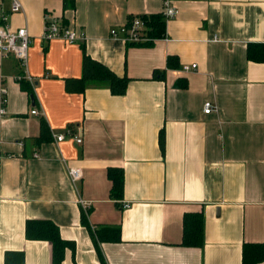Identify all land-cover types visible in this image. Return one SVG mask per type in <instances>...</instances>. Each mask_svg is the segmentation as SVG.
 <instances>
[{"label": "crops", "instance_id": "crops-1", "mask_svg": "<svg viewBox=\"0 0 264 264\" xmlns=\"http://www.w3.org/2000/svg\"><path fill=\"white\" fill-rule=\"evenodd\" d=\"M19 1L5 23L31 35L32 82L16 58L0 55V264L6 251L51 264L50 242L25 238L28 219L51 220L74 241V261L66 249L61 264H100L81 211L93 227L120 228V241L100 243L107 264H242L243 243H264V62L246 56L247 43H264V0H169L177 14L143 46L109 30L161 13L165 0ZM44 13L83 31L84 41H43ZM84 52L128 77L123 94L103 83L66 90L65 78L82 74ZM206 101L216 111L203 113ZM42 117L51 136L36 144ZM69 166L81 169L80 181H70ZM108 167L123 171L119 202L109 196ZM200 210L202 248L180 245L183 214Z\"/></svg>", "mask_w": 264, "mask_h": 264}, {"label": "trees", "instance_id": "trees-1", "mask_svg": "<svg viewBox=\"0 0 264 264\" xmlns=\"http://www.w3.org/2000/svg\"><path fill=\"white\" fill-rule=\"evenodd\" d=\"M149 25L146 30L148 39L143 42H128L127 45H150L155 39L161 38L165 33V19L161 13L142 15ZM130 19V17H129ZM246 56L248 60L264 62V43H247ZM164 71L154 69L152 78L163 79ZM128 77L118 76L106 65L98 62L83 53L82 74L77 78H65L64 85L68 91L83 92L90 84H105L110 92L121 95L126 90ZM21 83H24L23 81ZM178 86L185 87V79L179 81ZM29 93L31 88L24 86ZM51 133L45 119H40V133L34 138L36 144L48 141ZM158 143L161 149L164 146V132L160 130ZM107 177L111 182L109 196L119 202L122 197L124 187V177L122 168L108 167ZM81 224L86 227L94 248L97 252L100 264H107L100 250L101 242H118L121 239L120 228L117 226L93 227L90 225L87 215L81 211ZM25 238L28 240H43L51 244V264H61L64 259L66 249H70L72 260L74 261L75 243L73 240L63 239L60 236L58 226L48 219H28L25 223ZM204 243V214L203 211H187L182 217V236L180 245L188 247L202 248ZM264 261V243H243L242 245V264H258ZM3 264H26L25 255L22 251H6L4 253Z\"/></svg>", "mask_w": 264, "mask_h": 264}, {"label": "built area", "instance_id": "built-area-1", "mask_svg": "<svg viewBox=\"0 0 264 264\" xmlns=\"http://www.w3.org/2000/svg\"><path fill=\"white\" fill-rule=\"evenodd\" d=\"M21 10V4L19 0H10V8L6 12L0 9V55L7 56L11 55L16 58L19 62L21 69L25 72L23 77L27 78L32 82L31 76L27 73V57L28 48L31 43V35L28 33L26 27H20L17 29H12L7 23H5L6 16L10 13L19 12ZM162 16L164 19L173 17L177 14V9L171 5L169 0H165L162 7ZM43 29L40 35L41 39L45 42L51 40H61L66 43H75L79 41H84V33L65 22H63L59 17L51 15L49 13H44L43 18ZM149 25L145 21L142 15L130 17L126 24L121 26L111 27L109 34L112 37H122L128 42H143L148 39L146 30ZM196 64L184 65L183 70L187 71L189 69L195 68ZM7 102V88L5 86L0 87V116L4 115L5 105ZM217 107L215 103L211 101H206L203 103L202 112L208 114L212 111H216ZM31 114L40 115V112L33 108L30 110ZM66 134L73 136L76 143L81 142V138L74 135L73 131L68 128ZM65 136L64 133H60L55 136L56 141H61ZM34 156L37 157L38 154L35 152ZM67 174L72 183L80 181L82 177L81 169L78 167L69 166L67 168ZM79 204L86 211L88 208V201L79 197ZM123 206H127L123 204Z\"/></svg>", "mask_w": 264, "mask_h": 264}]
</instances>
